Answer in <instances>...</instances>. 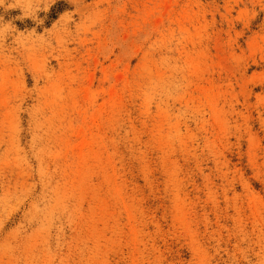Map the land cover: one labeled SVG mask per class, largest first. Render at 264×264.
Returning a JSON list of instances; mask_svg holds the SVG:
<instances>
[{"label": "rangeland", "instance_id": "374dc122", "mask_svg": "<svg viewBox=\"0 0 264 264\" xmlns=\"http://www.w3.org/2000/svg\"><path fill=\"white\" fill-rule=\"evenodd\" d=\"M0 264H264V0H0Z\"/></svg>", "mask_w": 264, "mask_h": 264}]
</instances>
